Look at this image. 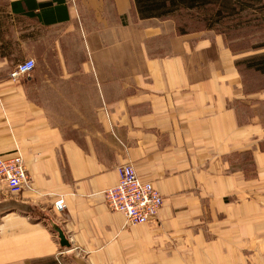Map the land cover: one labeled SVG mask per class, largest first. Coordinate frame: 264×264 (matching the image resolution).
I'll return each instance as SVG.
<instances>
[{
	"label": "crops",
	"instance_id": "0c3cea01",
	"mask_svg": "<svg viewBox=\"0 0 264 264\" xmlns=\"http://www.w3.org/2000/svg\"><path fill=\"white\" fill-rule=\"evenodd\" d=\"M243 57L132 0H0V156L27 171L20 195L0 184V264H264V87ZM125 164L163 197L154 230L105 206Z\"/></svg>",
	"mask_w": 264,
	"mask_h": 264
},
{
	"label": "built area",
	"instance_id": "2783aa9c",
	"mask_svg": "<svg viewBox=\"0 0 264 264\" xmlns=\"http://www.w3.org/2000/svg\"><path fill=\"white\" fill-rule=\"evenodd\" d=\"M34 68L33 59L24 60L16 63L9 76L11 79L27 76ZM117 169V184L102 194L107 209L121 213L130 227L157 222L163 197L151 183L137 177L130 165L125 164ZM26 181L27 171L19 154L0 156V184L7 186L13 195H20ZM65 206L63 200H58L53 207L56 212L61 213L65 210Z\"/></svg>",
	"mask_w": 264,
	"mask_h": 264
},
{
	"label": "trees",
	"instance_id": "16d2710c",
	"mask_svg": "<svg viewBox=\"0 0 264 264\" xmlns=\"http://www.w3.org/2000/svg\"><path fill=\"white\" fill-rule=\"evenodd\" d=\"M138 18H172L176 19L182 14L195 13L198 22L202 23L204 30H217L216 26L226 23L238 27L264 30V1L263 0H132ZM190 15V14H189ZM178 33H186L184 23L176 21ZM233 29V26H225ZM256 49H264V43L255 46ZM242 63L246 69L256 71L264 75V52L254 54L236 63Z\"/></svg>",
	"mask_w": 264,
	"mask_h": 264
},
{
	"label": "rangeland",
	"instance_id": "374dc122",
	"mask_svg": "<svg viewBox=\"0 0 264 264\" xmlns=\"http://www.w3.org/2000/svg\"><path fill=\"white\" fill-rule=\"evenodd\" d=\"M264 1V0H263ZM190 14V15H189ZM177 18L178 22L181 24L184 23V29L187 32H194L198 30H202L203 25L202 23L198 22V18L196 17V14L193 13H186L182 12V14ZM174 20L175 22L177 21ZM233 26V29H226L225 26ZM235 25L226 23L222 26H216L217 30H214L215 32L222 35V37L225 39L226 45L233 51L235 54L244 56L239 61L245 59L246 57L253 56L254 54L263 53L264 49H256L254 48L257 45L264 43V30H258L255 27L251 28H241L238 27L237 29H234ZM240 69L242 70L243 76L245 78V81L250 89H255L256 87H264V75L260 74L256 71L246 69L245 65L240 63L239 64ZM157 222L155 221L154 224L151 225H144L146 227H149L150 230H154L157 227ZM128 256L125 255V257H121L120 264H134V262L129 263L128 262ZM139 260V259H137ZM64 264H78L77 261L74 259L66 258V261L63 262ZM135 264H144L143 262L135 263Z\"/></svg>",
	"mask_w": 264,
	"mask_h": 264
},
{
	"label": "water",
	"instance_id": "95a60500",
	"mask_svg": "<svg viewBox=\"0 0 264 264\" xmlns=\"http://www.w3.org/2000/svg\"><path fill=\"white\" fill-rule=\"evenodd\" d=\"M65 245V244H64Z\"/></svg>",
	"mask_w": 264,
	"mask_h": 264
}]
</instances>
